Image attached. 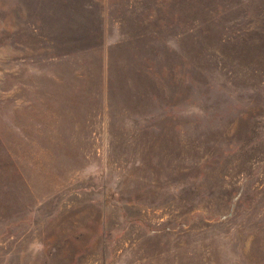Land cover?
Wrapping results in <instances>:
<instances>
[{
	"label": "rangeland",
	"instance_id": "obj_1",
	"mask_svg": "<svg viewBox=\"0 0 264 264\" xmlns=\"http://www.w3.org/2000/svg\"><path fill=\"white\" fill-rule=\"evenodd\" d=\"M0 264H264V0H0Z\"/></svg>",
	"mask_w": 264,
	"mask_h": 264
}]
</instances>
